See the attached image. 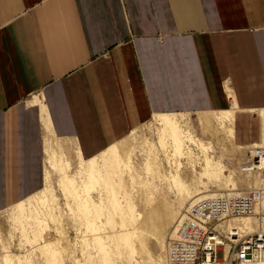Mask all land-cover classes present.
<instances>
[{"label":"crops","instance_id":"0c3cea01","mask_svg":"<svg viewBox=\"0 0 264 264\" xmlns=\"http://www.w3.org/2000/svg\"><path fill=\"white\" fill-rule=\"evenodd\" d=\"M230 109L235 142H264V0H0V211L43 188L46 136L87 159Z\"/></svg>","mask_w":264,"mask_h":264},{"label":"rangeland","instance_id":"374dc122","mask_svg":"<svg viewBox=\"0 0 264 264\" xmlns=\"http://www.w3.org/2000/svg\"><path fill=\"white\" fill-rule=\"evenodd\" d=\"M232 111L234 114V110ZM196 113L198 116L200 112H185V115L176 120V124L179 125L180 130L190 133L193 139L214 143L213 158L222 166L221 174L212 171L205 173L206 152L191 141H184V154L177 157L179 165L176 168L172 156V144L168 140L165 141V150L160 148L158 139L161 126L155 116L151 117L120 139L122 152L131 151L130 158L134 166L132 172L131 169L120 171L115 168L107 174V178L113 182L114 193L120 201L121 214L113 211L108 215L104 211L101 215V211H93L90 216L94 223H89L88 226L77 204L80 201L79 197L62 190L58 185L61 172L51 171L50 181L55 199L51 203L52 211L44 215L41 206L33 200L37 210L41 211L40 217L43 218L37 241L42 240L46 246L40 244L31 246L29 242L21 239L18 228L11 222L10 207H8L0 211V264H4L5 247L9 250L12 264H51L49 252L52 250L55 252L57 264H165L167 240L173 226L190 201L209 194H236L250 188L264 189V174L258 177L256 172L245 174L240 169V163L244 161L247 150L254 143L235 142L234 135L232 134V137L227 135L221 126L217 127L216 138L209 137L202 131ZM241 119L246 125L248 118ZM257 120L259 121V118ZM235 122L236 118L233 116L232 133ZM216 123L213 121V126H216ZM224 125L228 126V122ZM238 136L241 137L239 134ZM57 141L66 144L70 148H66V151L74 158V147L70 140L58 138ZM145 141L153 144L157 153L156 160L160 170L153 178L144 166L147 158L144 151ZM233 147L240 151L239 156L234 153L231 157ZM45 158L43 144L44 173ZM108 163L113 164V160ZM71 171V168L66 169L68 173ZM172 175L176 176L175 180ZM175 184L179 185V188ZM107 192L100 191L98 185L89 190L91 200L99 204L101 194L104 198ZM125 200L131 204V207H128ZM122 216L126 217L125 222L122 221ZM248 219L250 221L245 219L236 225L250 229V222L264 218L249 216ZM90 224L97 228L101 245L106 249L105 252L110 257L111 263L104 259ZM255 227L264 230V223H257ZM253 230L255 229L249 231ZM125 232L129 233L126 242L120 239ZM43 248L49 251L45 252Z\"/></svg>","mask_w":264,"mask_h":264},{"label":"bare ground","instance_id":"6f19581e","mask_svg":"<svg viewBox=\"0 0 264 264\" xmlns=\"http://www.w3.org/2000/svg\"><path fill=\"white\" fill-rule=\"evenodd\" d=\"M232 110L233 109L223 110L219 112H208V113L200 112L198 116L196 113V116L198 117V120L202 127V131L208 134L209 137L216 138V131L218 129L217 127L221 126L224 128V131L227 133V135L232 137V134H233L232 133V118L234 116ZM256 112H258L259 121L263 125L264 124V109H258ZM183 115L185 114L184 113H169V114L161 113V114L154 115L158 123L161 126V131H160L159 139H158L160 148L162 150H165L166 148L165 141H168V140L170 141V143L172 144V149H173L172 156L175 159L174 164L176 163L175 165L177 168L179 163L176 159L177 157H181L182 154H184V151H183L184 141H191L194 144H196L198 147H200V149L203 152H206L205 153V162H206L205 173H209L210 171H212L217 174L218 173L221 174V171L223 168L220 165V163L217 160H214L213 158L214 143L202 142L199 139H193L190 133H188L187 131L180 130L179 125L176 124V120H179V118L182 117ZM213 121L217 122L216 126H213ZM226 122H228V126L224 125ZM227 135L225 134V136ZM237 137L240 139L239 141H241V138L238 135ZM258 138L259 139L257 141H254L253 143L254 144H264V142L261 140V136L259 133H258ZM57 139L58 138H56L53 134H51V137L46 136L45 138V142H44L45 157H46L45 158V163H46L45 165L46 166L45 186L36 194L29 196L26 199L21 200L13 204L12 206H10L9 217L11 219L12 224L18 228L21 239L25 242H29L31 246H37V244H40L44 247L46 246V243L43 242L42 240L37 241V237H39L38 232L39 230L42 229L41 221L43 218L40 217L41 211L39 212L37 210V207L35 206V204H33V200L34 202H36V204H39L41 206L44 215H47L49 212L52 211L53 207H51V203L55 199L52 195L53 189H52V185L50 181L51 171L61 172L58 185L62 188V190L64 191L67 190L69 193H71V195L77 198L79 197L78 200L80 201L77 202V204L80 207V210L82 211V213L84 214L86 224L89 226V223H94L93 218L90 216V213H92L93 211L94 212L101 211V215L104 214V211H106L108 215H111L113 211L114 213L119 212L121 214L120 201L118 200L117 196L114 193L115 191L113 189V182L109 178H107V174L111 173V171H113V169L115 168H117L118 170L120 169V171H123V169L125 170L131 169V172H132L133 167H134L131 161V158H130L131 151L127 150L125 152L124 151L122 152V148L120 144L122 140L103 149L98 155L89 157L87 159H83L80 156V154L77 153V151L75 150H74V158H72L70 153L66 151V148L68 149L69 147L66 146V144H64L62 141L61 142L57 141ZM144 146L146 148L144 151L147 155L144 166H145V169L150 173L151 177L153 178L158 175V172L160 170L159 163L156 160L157 153H156V150L154 149L153 144L145 141ZM234 153L238 154V156L241 154L240 151L237 150V148H234L231 151V157H232V154ZM112 160H113V164L108 163ZM255 164L259 167L264 166L262 163H259V162H255ZM67 168L72 169L71 173L66 172ZM256 174H258L257 175L258 177L260 176L259 172H256ZM172 176H173V180H175L176 176L175 175H172ZM96 185L99 186L100 191L102 192L105 190L108 191L105 194L106 196L104 198L102 197V194H101L100 204L94 203L90 198L89 190L94 188V186ZM175 186L179 188V185L175 184ZM79 188H80V191H78ZM230 194L232 193L220 194V195H230ZM211 195H216V194H209V195H203V196H211ZM203 196H199V197H203ZM192 201H190L189 204ZM126 204H128V207H131V204H129L128 201H126ZM248 218L249 216L239 218V219H233L232 221L229 222V226H235L245 232H251L249 231L250 229H255L253 231H264L260 229L259 227L258 228L255 227L257 223L258 224L264 223V219L258 220L253 223L250 222V225H251L250 229H246L244 227L241 228L236 225L237 223H241L245 219L249 220ZM122 221L125 222L126 217L122 216ZM90 225H91L90 228L92 229L94 239L96 240V242L100 244V250L103 252L104 259L108 263H111L110 257L105 252L106 249L103 247V245H101V241H100L101 239H100L99 233L97 232V228L94 227L92 224ZM128 234L129 233L125 232L123 236H120V239L126 242ZM43 249L45 250V252L49 251L47 248H43ZM49 254L51 256L50 263L57 264L55 252L52 250L49 252ZM4 264H12V258L10 257L9 250L6 247L4 248Z\"/></svg>","mask_w":264,"mask_h":264},{"label":"built area","instance_id":"2783aa9c","mask_svg":"<svg viewBox=\"0 0 264 264\" xmlns=\"http://www.w3.org/2000/svg\"><path fill=\"white\" fill-rule=\"evenodd\" d=\"M264 144L252 145L240 163L245 174H264ZM264 217V189L203 196L183 210L165 249V264H264V231L229 226L233 219Z\"/></svg>","mask_w":264,"mask_h":264}]
</instances>
